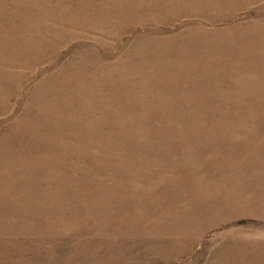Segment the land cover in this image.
<instances>
[{
    "label": "rangeland",
    "instance_id": "rangeland-1",
    "mask_svg": "<svg viewBox=\"0 0 264 264\" xmlns=\"http://www.w3.org/2000/svg\"><path fill=\"white\" fill-rule=\"evenodd\" d=\"M0 264H264V0H0Z\"/></svg>",
    "mask_w": 264,
    "mask_h": 264
}]
</instances>
